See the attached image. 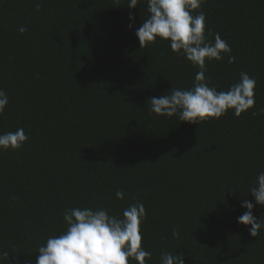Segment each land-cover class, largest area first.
<instances>
[{
    "label": "trees",
    "instance_id": "1",
    "mask_svg": "<svg viewBox=\"0 0 264 264\" xmlns=\"http://www.w3.org/2000/svg\"><path fill=\"white\" fill-rule=\"evenodd\" d=\"M128 2L0 0V90L9 97L0 134L28 136L0 150V264H36L38 248L66 229L65 208L122 217L137 201L146 264L164 251L183 252L185 264H264V229L252 237L237 222L264 171V0H205L193 13H205L208 39L219 33L235 57L206 62L210 86L226 91L241 72L256 80L252 109L198 124L149 114V98L191 88L199 69L169 41L140 48L147 0Z\"/></svg>",
    "mask_w": 264,
    "mask_h": 264
},
{
    "label": "clouds",
    "instance_id": "2",
    "mask_svg": "<svg viewBox=\"0 0 264 264\" xmlns=\"http://www.w3.org/2000/svg\"><path fill=\"white\" fill-rule=\"evenodd\" d=\"M139 0H129L127 7L137 8ZM205 0H147L149 16L135 29L140 48L155 43L157 38L169 41L173 52L185 57L199 71L195 75L191 88L173 87L160 97H151L147 101L149 114L172 117L178 115L181 122L198 124L210 118L219 119L229 110L236 117L252 109L255 105L256 80L246 72L240 73V79L226 91H218L210 86L206 77V62L222 60L228 54V62L234 63L231 47L220 34H215L214 42L206 34V15L201 10ZM40 5L36 4L39 10ZM129 19L135 17L130 13ZM129 28L133 25L130 23ZM18 31H27L24 26ZM9 104V97L0 90V116ZM264 113V109H260ZM253 115H257L253 112ZM28 136L23 128L0 134V150H18L27 142ZM255 204L264 206V171L257 174L250 190ZM123 200L125 193H115ZM15 199V197H13ZM255 204L244 199L242 207L246 211L237 218L248 229L252 237H257L264 229V214L260 219L253 214ZM63 219L66 229L58 236H49L38 248L36 264H129L130 259L138 264H146L152 259V253L142 247L141 224L146 218V209L142 202L130 204L123 210L122 217L111 215L106 208L91 207L65 208ZM173 238H179V230L173 229ZM8 259L7 252H0V260ZM160 264H185L184 253L173 254L164 251L160 255Z\"/></svg>",
    "mask_w": 264,
    "mask_h": 264
}]
</instances>
